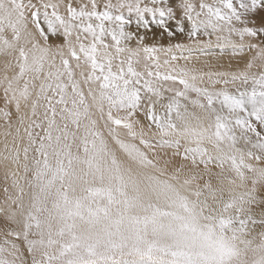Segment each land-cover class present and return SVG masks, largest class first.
<instances>
[{"label": "snow or ice", "instance_id": "1", "mask_svg": "<svg viewBox=\"0 0 264 264\" xmlns=\"http://www.w3.org/2000/svg\"><path fill=\"white\" fill-rule=\"evenodd\" d=\"M0 191V264H264V0H0Z\"/></svg>", "mask_w": 264, "mask_h": 264}, {"label": "rangeland", "instance_id": "2", "mask_svg": "<svg viewBox=\"0 0 264 264\" xmlns=\"http://www.w3.org/2000/svg\"><path fill=\"white\" fill-rule=\"evenodd\" d=\"M210 0H208L209 2ZM197 3H199V0H196ZM211 3V1H210ZM150 19V17H149ZM134 23V21H133ZM132 26L134 27L135 29V26L132 24ZM150 28H153V30H155V26L154 25H150ZM144 30V29H143ZM206 39V38H205ZM213 41H215V37H212ZM167 46V44H165V47ZM186 54V53H185ZM159 57L161 60L165 59V54L164 53H158ZM198 55V54H197ZM247 55H251L250 53L247 54ZM202 57V58H201ZM205 56H199V59H196V55H194L193 59L190 60V61H184V60H180L178 61V63L181 65V66H184L185 64H187L188 67H195V68H201L203 67L204 65V62L206 60H210L213 64L215 63V58H209V57H205ZM195 58V59H194ZM198 64V67H196L195 65ZM200 66V67H199ZM0 195H2V191H0Z\"/></svg>", "mask_w": 264, "mask_h": 264}, {"label": "bare ground", "instance_id": "3", "mask_svg": "<svg viewBox=\"0 0 264 264\" xmlns=\"http://www.w3.org/2000/svg\"><path fill=\"white\" fill-rule=\"evenodd\" d=\"M211 2H212V0H210ZM210 1H209V3H210ZM113 2H115V0H113ZM133 25L135 26V23H133ZM131 30H133V31H135V29H134V27L131 25ZM140 31H141V33H143V29H140ZM110 39V38H109ZM165 44H167L166 42H165ZM158 55V54H157ZM202 58V57H201ZM205 58V57H204ZM195 59V58H194ZM197 59V58H196ZM196 67H198V64L197 65H195ZM200 67V66H199Z\"/></svg>", "mask_w": 264, "mask_h": 264}]
</instances>
